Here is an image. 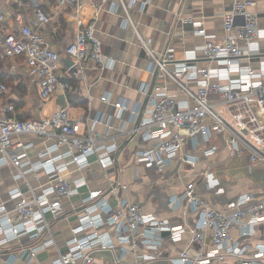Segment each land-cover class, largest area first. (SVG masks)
<instances>
[{"label":"built area","instance_id":"obj_1","mask_svg":"<svg viewBox=\"0 0 264 264\" xmlns=\"http://www.w3.org/2000/svg\"><path fill=\"white\" fill-rule=\"evenodd\" d=\"M15 1L19 6H31V16L15 26L5 25L8 16L0 9V58L9 59V72H14L22 57L25 73L37 86L40 105L58 88H72L63 74L84 79L88 69L105 67L102 43L93 31L94 19L85 26L77 21V31L64 49L70 61L60 66L59 53L42 35L50 16L36 3ZM55 1L59 6H76L74 12L77 11L78 0ZM106 1L100 0L98 7ZM119 4L125 13L123 24L134 29L151 71L157 70V80L148 97L151 108L133 128L144 144L136 161L161 169L189 143L188 149L181 152V159L193 166L195 151L213 154L218 149L213 138L222 136L233 151L247 154L250 163L264 164V27H259L257 16L250 9L254 0H234L225 10L222 39L208 32L201 22H195L192 32L203 38L201 51L185 49L179 58L169 46L158 51L151 49L137 33L125 2L119 0ZM201 61L207 63L200 65ZM147 89V85L140 86L144 94ZM101 99L108 101L109 96ZM112 105L118 117L129 110L130 119L136 122L137 104L130 107L118 100ZM88 119L91 124L83 127L80 118L70 116L67 104L45 116L19 118L9 99V87L0 79V166L11 164L13 178L26 181L25 187L16 185L8 191L12 207L0 205V248L14 239L25 238L29 244H21L20 250L28 254L26 264H35L31 258L37 250L55 245L46 215L58 217L63 211V198L78 194L87 184L84 175L69 180L70 165L89 170L95 162L107 176L105 189L114 195L119 187L127 189L117 177L107 175L108 168L116 162L117 144L104 141L94 131L100 117ZM24 135H35L44 142L34 160L27 151L33 141L25 140ZM39 170L48 179L37 189L27 176ZM121 171L122 168L118 170ZM198 174L209 190L223 191L210 167ZM196 185L195 181H188L168 201L173 208L199 213L198 225L173 222L144 211L125 198H118L113 206L103 189H90L80 198L78 221L71 227L65 249L58 250L50 264H94L95 252L104 249H119V264H163L159 262L163 258L174 264H227L228 256L237 258V264H264L263 242H257L249 251L232 235L235 228L250 234L251 224L264 222V200L243 192L227 200L222 209H216L197 194ZM186 234L188 245L166 256L164 239L176 243ZM123 258L129 262L122 263Z\"/></svg>","mask_w":264,"mask_h":264},{"label":"crops","instance_id":"obj_2","mask_svg":"<svg viewBox=\"0 0 264 264\" xmlns=\"http://www.w3.org/2000/svg\"><path fill=\"white\" fill-rule=\"evenodd\" d=\"M38 4L49 16L50 21L44 27L42 35L60 55V66L69 63L70 59L65 53V47L77 31L76 23L88 25L94 19V34L101 40L102 51L106 56L105 67L88 69L84 79L72 78L63 74L72 88H58L44 104L38 101L37 86L30 81L24 70L22 57L18 59L19 67L14 72H9L10 60L0 58V72L13 78L14 83H19L25 88H33L37 100L34 104L26 102L16 104L19 99H14L9 89V99L13 102L16 114L25 117H39L51 113L59 106L68 105L71 117L80 118L82 126L91 124L90 117H100L101 122L94 124V131L104 141H114L120 150L114 165L107 170V175L117 179L127 186V189L119 187L116 195L109 192L106 187V179L100 166L92 162L89 170L86 168L76 169L69 166L71 173L69 180L79 175H84L87 184L80 188L76 195L64 197L62 200V213L53 218L46 215L51 225V234L55 240L52 247L39 249L32 256L35 264H50L58 250L65 249V240L71 235V227L78 221L80 212V198L90 189H103L105 197L110 204L115 206L118 198H125L129 202L138 204L144 211L154 212L160 217L168 218L173 222H186L191 225L200 224L199 213L183 211L181 208H173L169 205V197L173 193L182 190L185 183L195 181L197 194L207 199L210 205L216 209H222L227 200L243 192H251L256 199L264 200V164L260 162L250 163L247 154L233 151L222 136L213 138L218 149L210 155H204L199 150L196 162L189 165L182 161L181 152L188 149L189 143L185 144L179 153L170 158L160 169L155 164L146 166L136 161L138 150L144 147L139 133L129 137L133 131L135 122L130 119L129 110L122 117L116 114L114 101H125L131 107L137 104L139 112L142 109L144 116L151 106L146 100L148 89L156 83L154 71L150 69V61L146 56L145 49L141 45L137 34L130 24H123L125 13L119 4V0H107L102 7H98L100 0H78L76 6L57 5L55 0H26ZM127 6L128 15L135 26L137 33L148 42L154 51L166 46L172 47L176 57H181L185 49L201 51L203 38L193 34L195 22H201L203 27L214 34L217 39L224 37L223 14L234 0H123ZM113 5V9L110 6ZM31 6H19L15 0H7L0 4L8 16L5 25H16L19 21H27L31 16ZM257 16L259 27H264V0H254L250 8ZM8 65L4 66V62ZM200 65L207 62L201 61ZM24 79L15 82V78L21 75ZM141 85H147V93L140 90ZM76 87V91H74ZM174 88L171 87V92ZM108 95L109 100L103 101L101 96ZM22 105V106H21ZM107 122V125L105 124ZM123 127V129L120 128ZM25 140H32L33 146L28 151L30 159L37 158L38 152L44 146L40 137L24 135ZM48 143V141H47ZM63 148V147H62ZM210 167L219 179L222 192L214 193L204 186L201 175L198 173ZM122 168L121 172H118ZM14 167L11 164L0 166V205L12 207L13 203L8 199V191L16 185L26 186L23 179L13 178ZM46 174L39 170L35 174H29L27 180L37 188L47 181ZM38 189V188H37ZM110 229V228H109ZM250 234H242L237 228L232 230V235L238 243L246 245L249 251L257 242L264 243V222L250 225ZM207 242L210 231H207ZM188 235L176 243L164 239V253L166 256L173 255L179 249L188 245ZM21 244H29L28 240L20 237L14 239L0 248V264H26L27 252L20 250ZM195 246V244H194ZM119 250V249H118ZM104 249L95 252L94 264H119L116 260L119 251ZM194 250L191 246L190 251ZM123 261V262H122ZM122 263L129 262L125 258ZM163 264H174L168 259H161ZM227 264H237V258L228 256ZM71 264V263H69ZM212 264H217L213 261Z\"/></svg>","mask_w":264,"mask_h":264},{"label":"rangeland","instance_id":"obj_3","mask_svg":"<svg viewBox=\"0 0 264 264\" xmlns=\"http://www.w3.org/2000/svg\"><path fill=\"white\" fill-rule=\"evenodd\" d=\"M5 1H7V0H0V4H3ZM6 62L9 63L8 61H5L4 66L8 65ZM18 64L20 65L19 61L17 62V67H19L18 71L20 72L21 66H19ZM22 79H24V78L22 77V73H21V75H18V77L15 78V82H17L18 80L21 81ZM19 85H21V84L14 83V82L8 84V87H9L11 94L13 95L14 99L20 100V101H16V104H18V105L22 104L23 98H26L27 103L34 104L37 100L36 92L34 91V89L33 88L23 89L22 86H19Z\"/></svg>","mask_w":264,"mask_h":264},{"label":"water","instance_id":"obj_4","mask_svg":"<svg viewBox=\"0 0 264 264\" xmlns=\"http://www.w3.org/2000/svg\"><path fill=\"white\" fill-rule=\"evenodd\" d=\"M156 74H157V70H155V72H154V75H155V76H156ZM151 89H152V86L150 87V89H148V93L146 94V100H147L148 97H149V94H150V92H151ZM141 117H142V109L140 110V112H139V114H138V117H137V120H136V122H135L134 128L138 126ZM134 134H135V131H132V132L129 134V137H130V136H133ZM119 150H120V147L117 148V150L115 151V155H114L115 160L117 159V153H118Z\"/></svg>","mask_w":264,"mask_h":264},{"label":"trees","instance_id":"obj_5","mask_svg":"<svg viewBox=\"0 0 264 264\" xmlns=\"http://www.w3.org/2000/svg\"><path fill=\"white\" fill-rule=\"evenodd\" d=\"M0 79H3L7 83V85L9 83H12V80H13L12 77H10V76L2 73V72H0ZM19 86H21V85H19ZM22 88L24 89V86H22ZM18 117L19 118H28V117H25L24 115H20V114H18Z\"/></svg>","mask_w":264,"mask_h":264}]
</instances>
